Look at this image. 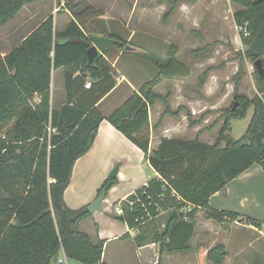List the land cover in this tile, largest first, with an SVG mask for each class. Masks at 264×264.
<instances>
[{
  "label": "trees",
  "instance_id": "16d2710c",
  "mask_svg": "<svg viewBox=\"0 0 264 264\" xmlns=\"http://www.w3.org/2000/svg\"><path fill=\"white\" fill-rule=\"evenodd\" d=\"M45 1L52 0H0V27L24 6ZM230 1L238 7L233 20L246 57L253 65L256 60L263 64L264 0L256 5L254 0ZM80 8L71 7L73 20L64 30L54 31L53 17L49 16L6 56L0 53V264H53L60 252L81 264H103L104 241L98 237L92 241L79 230L91 216L88 206L69 209L63 193L75 162L91 148L105 119L144 153L158 175L115 205L121 214H111L130 230H137L133 239L136 247L156 243L166 253L189 250L199 211L218 223L241 216L213 209L209 198L253 165L264 170V72L261 75L254 66L258 95L252 99L235 95L236 109L233 104L224 111L223 125L213 144L198 139H162L157 150L150 151L148 111L136 113L141 102L146 101L149 109L160 102L164 116L178 113L171 112L168 94L161 96L154 91L159 81L156 78L108 117L103 116L97 104L115 87L118 74L101 55L88 65L86 52L91 42L85 24L94 10ZM108 36L125 50L126 42ZM131 53L151 61L163 77L189 73L175 58V50L165 59L142 50ZM57 69L63 70L66 101L60 109L51 110V73ZM86 83L89 89H85ZM250 108L252 116L244 134L231 140L226 135L230 121L245 118ZM114 183L106 180L97 196L107 193ZM161 212L165 214L160 216ZM162 216L163 229L159 226ZM245 219L253 226L262 224L248 216ZM226 257L225 246L217 244L205 258L199 256L198 262L224 264Z\"/></svg>",
  "mask_w": 264,
  "mask_h": 264
},
{
  "label": "crops",
  "instance_id": "0c3cea01",
  "mask_svg": "<svg viewBox=\"0 0 264 264\" xmlns=\"http://www.w3.org/2000/svg\"><path fill=\"white\" fill-rule=\"evenodd\" d=\"M47 3L50 2L45 1L33 9H28L24 18L15 21L19 13L26 9L27 5L24 6L14 19L2 27V29L9 27L8 34L4 32L1 35L0 32L2 57L6 56L48 16L54 15V9H50ZM36 10H40V17L37 16ZM34 18L37 19L33 26L31 22ZM53 19L54 31H62L73 20V16L66 11V14L54 15ZM56 20H58V27H56ZM87 22L85 30L89 33L106 37L114 35L104 29L90 30ZM115 36L119 37V35ZM119 38L131 43V36ZM131 46L133 47V44ZM172 50H175V58L189 70V66L178 58V51L173 46L168 47L164 56ZM101 56L118 74L115 87L97 104L103 116L108 117L133 94H140V89L146 82L151 81L152 78L149 77L153 74L155 76L157 70L151 61L125 51L117 44L108 46ZM189 75L190 72L183 77L163 78L186 79ZM159 84L160 80L154 89ZM195 100L197 105L199 103L198 113L202 112L205 109L203 104L206 98L200 97ZM65 101L63 70H53L50 84V109H60ZM190 101L187 100V102ZM158 111L152 116L151 111L148 110L146 134L149 138L150 151L157 150L162 139L193 141L198 137L199 142L211 145V142L203 140V133L199 128L203 125L202 123L191 130V138L184 139L187 128L182 122L170 115L161 117V110ZM114 169H116V175L112 178L110 174ZM156 177L158 175L144 158V153L106 119L101 121L91 148L73 166L69 184L63 193V201L71 210L89 206L96 199L98 189L103 183L106 180H115L112 187L105 193L101 209L91 213V216L79 226V230L86 233L92 241H95L97 237L104 241L103 264H175L176 261L180 264H191V262L193 264V262L198 263L199 256L205 258L207 251L217 244L225 246L227 261L231 259V256L233 261L248 260V257H251L250 253L256 254L253 255L256 261L264 256V170L260 165H253L230 181L222 191L209 198V205L213 209L231 211L241 216L235 221L218 223L207 219L204 213L199 211L194 220L195 233L190 241V249L176 253L162 252L160 245L156 243L136 247L133 239L137 235V230H130L126 224L111 217V214H116L114 212L116 204ZM163 214L165 213L161 212L160 216ZM246 216L259 220L262 224L253 226L245 220ZM159 226L161 229L164 228V218L159 220ZM223 228L234 230L227 242L217 238ZM231 242L234 246L233 250L230 249ZM58 258H64V264H81L67 259L63 252L58 254ZM204 263L208 264L206 261Z\"/></svg>",
  "mask_w": 264,
  "mask_h": 264
},
{
  "label": "rangeland",
  "instance_id": "374dc122",
  "mask_svg": "<svg viewBox=\"0 0 264 264\" xmlns=\"http://www.w3.org/2000/svg\"><path fill=\"white\" fill-rule=\"evenodd\" d=\"M49 2L47 4L50 9H54L53 14L56 16L66 14V11L71 15V7L77 5H81L79 10L84 7L93 8L94 16L87 22L88 29H104L114 34L113 36L119 35L122 38L131 36V43L123 41L127 46L133 44L139 52L146 51L165 59L164 55L168 47L176 48L178 58L189 66V77L167 80L157 73L149 78L160 80L154 91L159 92L161 96L169 95L168 105L171 112H177L176 119L187 128L184 139L191 138V130L202 123L199 128L203 133V140L213 144L223 125L224 111L236 104L235 95H243L249 99L258 95V84L254 73L256 71L253 63L246 57V48L240 38V30L233 20V14L238 7L230 0H52ZM41 3L43 2L27 5L15 21L24 18L28 9H33ZM65 4H69L70 7H66ZM36 13L40 17V10H36ZM36 19H32L33 26ZM54 22L53 19V25ZM0 32L1 35L4 32L8 34L9 27L6 29L0 27ZM199 96L205 97L206 102L203 104L205 109L198 113L199 103L197 105L195 99L200 98ZM188 99L191 101L187 102ZM149 110L152 116L161 110L163 117L164 106L160 102H156ZM251 116L252 108L247 111L245 118L231 120L230 130L226 135L231 140H238L244 134ZM223 145L224 143H221V147ZM232 232L234 230L231 228H223L217 238L227 242L232 237ZM233 247L231 242L230 249L233 250ZM250 255L251 257L245 261H233L231 256L228 261L225 259L224 264H256V262L264 264V256L256 261L253 258L256 254L250 253ZM175 264L180 262L176 261Z\"/></svg>",
  "mask_w": 264,
  "mask_h": 264
},
{
  "label": "water",
  "instance_id": "95a60500",
  "mask_svg": "<svg viewBox=\"0 0 264 264\" xmlns=\"http://www.w3.org/2000/svg\"><path fill=\"white\" fill-rule=\"evenodd\" d=\"M263 2V0H254L253 4L256 5L258 3ZM88 39L90 40V42L92 43V45L88 48L86 55H87V62L88 65L91 66L94 64L95 60L104 53V51L106 50V48L110 45H114V44H118V41L110 38V37H106V36H101L95 33H89L87 35ZM125 50L128 52H133V51H137L136 48L132 47V46H126ZM254 66L256 67V69L259 71V73L262 75L264 72L263 69V64L261 62V60H256V62L254 63ZM236 107V104H234L233 110ZM149 110V106L147 104L146 101H142L140 106L138 107L136 113L140 112V111H148ZM116 175V169H114L112 171V173L110 174V177L114 178ZM105 198V192H101L96 199L88 206V210L90 213H93L95 211H99L101 209V203ZM57 258L58 256L56 255L53 260L52 263L53 264H57Z\"/></svg>",
  "mask_w": 264,
  "mask_h": 264
},
{
  "label": "built area",
  "instance_id": "2783aa9c",
  "mask_svg": "<svg viewBox=\"0 0 264 264\" xmlns=\"http://www.w3.org/2000/svg\"><path fill=\"white\" fill-rule=\"evenodd\" d=\"M243 32H244V35H247L245 31H243ZM84 87H85V89H89V88H90V84H89V83H86ZM50 131H51V130H50V128L48 127V132H50ZM187 211H189V208H188ZM114 212H115L116 214H121V210H120V208H119L118 206L115 207ZM148 217H149V216H148ZM57 264H64V258H57Z\"/></svg>",
  "mask_w": 264,
  "mask_h": 264
}]
</instances>
